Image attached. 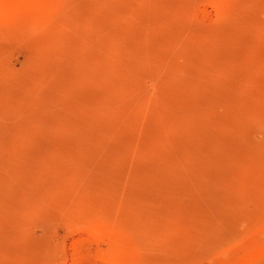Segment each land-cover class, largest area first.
Returning a JSON list of instances; mask_svg holds the SVG:
<instances>
[{
	"label": "rangeland",
	"instance_id": "rangeland-1",
	"mask_svg": "<svg viewBox=\"0 0 264 264\" xmlns=\"http://www.w3.org/2000/svg\"><path fill=\"white\" fill-rule=\"evenodd\" d=\"M0 264H264V0H0Z\"/></svg>",
	"mask_w": 264,
	"mask_h": 264
}]
</instances>
